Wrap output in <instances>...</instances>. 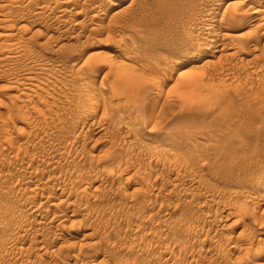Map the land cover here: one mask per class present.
<instances>
[{"label": "rangeland", "instance_id": "1", "mask_svg": "<svg viewBox=\"0 0 264 264\" xmlns=\"http://www.w3.org/2000/svg\"><path fill=\"white\" fill-rule=\"evenodd\" d=\"M1 5L0 264H264V20L235 28L243 0Z\"/></svg>", "mask_w": 264, "mask_h": 264}, {"label": "bare ground", "instance_id": "2", "mask_svg": "<svg viewBox=\"0 0 264 264\" xmlns=\"http://www.w3.org/2000/svg\"><path fill=\"white\" fill-rule=\"evenodd\" d=\"M261 2V3H260ZM258 3H260V4H262V3H264V0H245V2H244V0H243V4H244V6L246 5V6H248L247 8H243L244 10L241 12V10H240V8H236V9H238V12L237 13H239V11H240V13L237 15V14H233V16H231L232 18H233V21H235V23H233V26H234V24L236 25L235 26V28L237 27V28H239V27H241L242 25H244L245 23H253V22H255V21H257V20H260V22H261V20H262V22H263V20H264V8L261 10V11H259L258 9H257V6H259V4ZM258 4V5H257ZM2 6V5H1ZM0 6V9L1 8H3V6L1 7ZM110 6H112V4L110 5ZM263 6H264V4H263ZM229 7H231L230 5H229ZM226 8H227V5H226ZM65 11V10H64ZM236 11V10H235ZM62 13V12H61ZM214 14V13H213ZM218 14V13H217ZM232 14V13H231ZM77 15V14H76ZM225 12L223 13V18L225 17ZM220 17V16H219ZM222 18V19H223ZM210 18H209V16H208V21H209V24H208V26H207V28H206V32L208 33V35H207V38L205 39V40H203L204 41V44H205V46H203L204 48L202 49V48H200V49H202L201 51L199 50V52H200V55L199 56H201V57H204V56H209L211 53H213V52H216L217 50V48H218V45L220 46L221 44H217L216 43V39H217V37L218 36H220V33H221V31L223 30V28H222V30L220 31V32H218L217 30H216V28H215V30L219 33H216V31H214L213 30V25H210V23L211 24H213L214 23V21H210L209 20ZM222 19L220 18V21H222ZM212 20V19H211ZM232 20V19H231ZM216 21V20H215ZM223 21H224V19H223ZM232 21V22H233ZM225 22V21H224ZM226 22L227 23H229L230 22V20H226ZM227 23H225L226 24V26L225 27H227ZM231 23V22H230ZM248 23H247V25H248ZM8 24V23H7ZM6 24V25H7ZM220 24V23H219ZM262 24V23H261ZM260 24V25H261ZM230 25V24H229ZM231 25H232V23H231ZM230 25V26H231ZM251 25V24H250ZM258 26V27H262V25L261 26ZM232 26V27H233ZM6 27V26H5ZM224 27V28H225ZM243 27V26H242ZM241 27V28H242ZM219 28H221V26L219 27ZM5 29V28H4ZM262 29V28H261ZM260 29V30H261ZM233 30V29H232ZM205 32V33H206ZM211 32H213V33H211ZM223 33V32H222ZM228 33V32H227ZM200 35V34H199ZM222 37H225V36H227V35H221ZM239 36V35H238ZM188 37V36H187ZM192 37V36H191ZM194 37V36H193ZM203 37V36H202ZM209 37V38H208ZM233 37H235V36H233ZM237 37V36H236ZM240 37H242V36H240ZM196 38V37H195ZM200 38V37H199ZM219 38V37H218ZM226 38H228V37H226ZM220 39V38H219ZM223 39V38H222ZM221 39V40H222ZM228 39H230V38H228ZM196 40V39H195ZM206 41V42H205ZM14 42V41H13ZM200 42V41H199ZM221 42V41H220ZM220 42H218V43H220ZM203 44V45H204ZM10 45L12 46V45H14L13 43L11 44H9V47H10ZM16 45V44H15ZM15 45H14V47H15ZM224 45V44H223ZM222 45V46H223ZM229 45V44H228ZM8 46V45H7ZM225 46H227V44L225 45ZM13 46L11 47V48H13V49H15ZM246 47V46H245ZM16 48H19L18 46H16ZM221 48V47H220ZM225 47H223L222 49H224ZM6 49H8V48H6ZM20 49V48H19ZM219 49V48H218ZM226 49V48H225ZM12 49H10V51H11ZM18 50V49H17ZM17 50H13V51H15L14 53H17L16 51ZM27 51V50H26ZM19 52V51H18ZM201 52H202V54H201ZM243 52V51H242ZM20 53V52H19ZM18 53V54H19ZM17 55V54H16ZM16 55H14L13 57L15 58L16 57ZM9 56V55H8ZM8 56H6V58H8L9 59V57ZM24 56V55H23ZM235 56V55H234ZM20 58V57H19ZM7 59V60H8ZM12 60H13V58H11ZM17 59V58H16ZM3 61L4 60H6L5 59V57L2 59ZM6 60V61H7ZM10 60V59H9ZM32 62V61H31ZM197 62V61H196ZM114 63V62H113ZM33 64V63H32ZM25 65V64H24ZM1 67V66H0ZM31 68V67H30ZM112 69H113V67H112ZM115 69V68H114ZM122 69V68H121ZM115 70H118V67H117V69H115ZM125 70V69H124ZM128 70V69H127ZM130 70V69H129ZM25 71V70H24ZM29 71V70H28ZM32 71H33V69H32ZM43 71V70H42ZM121 71V70H120ZM36 72V71H35ZM115 72V71H114ZM32 73V72H31ZM37 73V72H36ZM40 73V72H39ZM42 73V72H41ZM119 73V72H118ZM121 73V72H120ZM127 73V72H126ZM30 74V73H29ZM28 74V75H29ZM115 74H117V71H116V73ZM182 74V73H181ZM180 74V75H181ZM117 75H119V74H117ZM121 75V74H120ZM122 75H124V74H122ZM32 76V75H31ZM119 77V76H118ZM118 77H116L117 78V80H118ZM32 78V77H31ZM26 79V78H25ZM27 79H28V81H33V80H29V78L27 77ZM32 79H34V78H32ZM36 79V78H35ZM116 80V79H115ZM117 80H116V85L113 83L111 86H114L115 85V87H117L119 84H118V82H117ZM119 81H120V79H119ZM115 82V81H114ZM40 84H42V83H40ZM29 86L31 85V86H33V85H36V84H28ZM37 86V88L35 89V90H38V89H42V88H39L40 86L39 85H36ZM120 86V85H119ZM34 88H35V86H33ZM45 87V86H44ZM85 87V86H84ZM86 88V87H85ZM109 88H111V87H109ZM108 88V89H109ZM120 88V89H119ZM118 89L117 88H111L110 90V92H111V96L113 97V96H116V95H118V96H121V95H123L122 93V91H120L122 88L121 87H119ZM78 90V89H77ZM82 90V89H81ZM39 91V90H38ZM83 91V90H82ZM86 91H88V90H86ZM91 91V90H90ZM93 91V90H92ZM36 93V92H35ZM83 94V93H82ZM87 94V93H86ZM86 94H84L83 96H85V99H86V96H88V95H86ZM89 94V93H88ZM93 94V93H92ZM91 95V94H90ZM95 95V94H94ZM23 96V95H22ZM77 96V95H76ZM117 96V97H118ZM25 97H26V95H25ZM29 97V96H28ZM27 97V98H28ZM78 97L80 98V97H82V96H80V95H78ZM78 97H77V99H78ZM91 97V96H90ZM90 97H89V100L92 102V98L90 99ZM94 97V96H93ZM17 99V98H16ZM23 99V98H22ZM80 99H82V98H80ZM26 100V99H25ZM25 100H22V101H25ZM17 101H21L20 100V98H19V100L17 99ZM78 101V100H77ZM80 101H83V99L82 100H80ZM80 101L79 102H77L78 104L80 103ZM84 101H86V100H84ZM98 101V100H97ZM27 102H28V99H27ZM87 102V101H86ZM99 102V101H98ZM97 102V103H98ZM20 103V102H19ZM22 103H24V102H22ZM90 103V102H89ZM93 103V102H92ZM104 103V102H103ZM83 104H84V102H83ZM88 104V103H87ZM105 104H106V102H105ZM25 105V104H24ZM94 105H96V103L94 104ZM104 106V105H103ZM82 107V106H81ZM89 107V106H88ZM97 107V106H96ZM95 108V107H94ZM85 109H86V107H85ZM84 109V110H85ZM88 109V108H87ZM92 109V108H91ZM97 109V108H96ZM89 110V109H88ZM83 111V110H82ZM95 110H91L90 112H94ZM88 113V112H87ZM89 115V114H88ZM86 118H88V117H86ZM84 119V118H83ZM86 121V120H85ZM85 121H83V122H85ZM49 125V124H48ZM47 127H49V126H47ZM52 127V126H51ZM46 128V127H45ZM50 128V127H49ZM48 128V129H49ZM50 129H53V128H50ZM72 148V147H71ZM76 174V173H75ZM79 174V173H78ZM84 174V173H83ZM80 175V174H79ZM86 175H87V173H86ZM262 177H263V175H262ZM83 179V178H82ZM78 180V179H77ZM262 180V179H261ZM80 184V183H79ZM78 186V185H77ZM84 189V188H83ZM82 189V190H83ZM86 189V188H85ZM78 190V189H77ZM76 190V191H77ZM81 190V191H82ZM81 193H83V192H81ZM77 194V193H76ZM71 195V194H70ZM76 200V199H75ZM60 202V201H59Z\"/></svg>", "mask_w": 264, "mask_h": 264}]
</instances>
